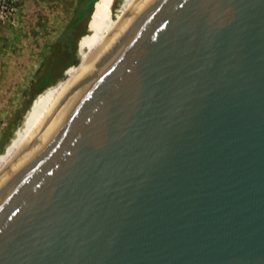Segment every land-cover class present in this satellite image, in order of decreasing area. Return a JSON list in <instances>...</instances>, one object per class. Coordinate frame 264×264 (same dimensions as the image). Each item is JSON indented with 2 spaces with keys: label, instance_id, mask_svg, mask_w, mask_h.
<instances>
[{
  "label": "water",
  "instance_id": "water-1",
  "mask_svg": "<svg viewBox=\"0 0 264 264\" xmlns=\"http://www.w3.org/2000/svg\"><path fill=\"white\" fill-rule=\"evenodd\" d=\"M0 264H264V0H143L0 172Z\"/></svg>",
  "mask_w": 264,
  "mask_h": 264
},
{
  "label": "rangeland",
  "instance_id": "rangeland-1",
  "mask_svg": "<svg viewBox=\"0 0 264 264\" xmlns=\"http://www.w3.org/2000/svg\"><path fill=\"white\" fill-rule=\"evenodd\" d=\"M91 1L83 0L80 3V0H24L17 25L4 27L0 31V148L7 141L0 156L8 155L17 141H27L28 133L24 130V123L31 115L35 99L47 93L59 94L61 85L74 77L99 50L136 0L97 2L83 54L79 58L81 44L87 34L82 38L80 47L77 45L74 52L69 50L68 58L76 57L78 65L70 73L68 72L73 67H68L70 69L64 71V78L39 94L29 110L24 112L34 96L33 81L39 72L43 73L47 57L51 55L54 46L59 44L68 26L77 21L78 32L84 30L86 10ZM18 122L20 123L17 127Z\"/></svg>",
  "mask_w": 264,
  "mask_h": 264
},
{
  "label": "trees",
  "instance_id": "trees-1",
  "mask_svg": "<svg viewBox=\"0 0 264 264\" xmlns=\"http://www.w3.org/2000/svg\"><path fill=\"white\" fill-rule=\"evenodd\" d=\"M83 2V0H80V3ZM100 0H92L91 3L88 6V9L86 10V20H85V26L84 30L82 32H78L77 30V21H73L68 28L66 29L65 33L61 37L59 44L54 46L52 49V53L50 56L47 57L46 63L44 64V71L39 72L37 75V78L33 81L32 88H33V98L31 102H29V105L25 107L24 112H27L34 101V99L44 92L49 87L53 86L58 80H61L64 78V71H68L70 68H72L68 73L72 72L75 69V65H78V59L76 57L68 58V55L70 54L69 50H76L77 45L80 47V42L82 38L86 35L84 38L83 43L81 44V51L79 53V58L83 54L84 45L86 41L88 40L89 32L91 29L90 22H92V18L95 13L94 10H96L98 3ZM96 7V8H95ZM90 25V26H89ZM88 28V29H87ZM79 42V44H78ZM61 45V46H60ZM72 66V67H70ZM70 67L69 69H67ZM67 69V70H66ZM42 71V70H41ZM57 73V75L55 74ZM67 73V74H68ZM66 74V75H67ZM18 122L16 126H19ZM10 138V137H9ZM8 138V139H9ZM7 141L1 146L0 148V154H2L6 148L5 144Z\"/></svg>",
  "mask_w": 264,
  "mask_h": 264
},
{
  "label": "bare ground",
  "instance_id": "bare-ground-1",
  "mask_svg": "<svg viewBox=\"0 0 264 264\" xmlns=\"http://www.w3.org/2000/svg\"><path fill=\"white\" fill-rule=\"evenodd\" d=\"M143 0H136L132 6L126 11L122 20L116 25L113 31L106 38L104 43L101 45L99 50L85 63V65L80 69V71L71 79H69L65 84L63 83L60 87V92L57 95L47 93L46 95L38 96L35 99V104L32 108L31 115L25 120L24 130L28 133V139L33 135L35 130L62 96V94L70 87V85L78 78V76L85 70V68L93 61V59L98 55V53L103 49V47L108 43V41L112 38V36L116 33V31L120 28V26L124 23V21L128 18V16L132 13V11L136 8V6L141 3ZM26 133V134H27ZM26 141V142H27ZM22 143L17 141L9 150L8 155L0 156V172L2 169L10 162V160L19 152V150L26 143Z\"/></svg>",
  "mask_w": 264,
  "mask_h": 264
},
{
  "label": "built area",
  "instance_id": "built-area-1",
  "mask_svg": "<svg viewBox=\"0 0 264 264\" xmlns=\"http://www.w3.org/2000/svg\"><path fill=\"white\" fill-rule=\"evenodd\" d=\"M22 9V0H0V31L7 26L15 27Z\"/></svg>",
  "mask_w": 264,
  "mask_h": 264
},
{
  "label": "flooded vegetation",
  "instance_id": "flooded-vegetation-1",
  "mask_svg": "<svg viewBox=\"0 0 264 264\" xmlns=\"http://www.w3.org/2000/svg\"><path fill=\"white\" fill-rule=\"evenodd\" d=\"M22 1H24V0H22Z\"/></svg>",
  "mask_w": 264,
  "mask_h": 264
}]
</instances>
